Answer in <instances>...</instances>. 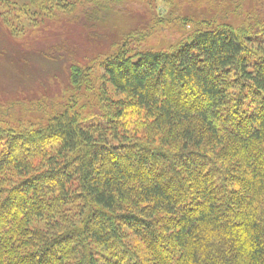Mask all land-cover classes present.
<instances>
[{
    "label": "trees",
    "instance_id": "trees-1",
    "mask_svg": "<svg viewBox=\"0 0 264 264\" xmlns=\"http://www.w3.org/2000/svg\"><path fill=\"white\" fill-rule=\"evenodd\" d=\"M131 1L75 0L47 47H0L10 114H38L0 115V264H264V10L135 24ZM160 25L190 28L146 47ZM37 62L41 90L15 85ZM129 107L157 146L128 132Z\"/></svg>",
    "mask_w": 264,
    "mask_h": 264
},
{
    "label": "rangeland",
    "instance_id": "rangeland-1",
    "mask_svg": "<svg viewBox=\"0 0 264 264\" xmlns=\"http://www.w3.org/2000/svg\"><path fill=\"white\" fill-rule=\"evenodd\" d=\"M74 1L75 0H63L62 6H59L55 0H0V47L8 45V42L12 39L21 44L26 43L27 45H31L34 51L47 47V41H54L53 39L58 36L59 30H61V28H67L66 23L71 16L68 14L70 9L63 8V6L72 4ZM216 1L217 0H174L171 5L165 0H132L129 5L134 13V18L133 20H128V22L138 23V18H143V15L140 13L146 14L144 9L158 16L161 10L164 9L167 13L172 12V10L174 11V16L172 18L178 16L194 21H201L203 19L217 18L218 16H228L232 21L231 23L236 26L241 25L242 27H247V25H251L250 20L247 19V14L250 13L251 16L259 15L260 12L262 13V9L264 10V0H242L243 9L238 8L237 10H235V5L239 4L240 6V0H235V5L231 3L217 5ZM235 11L238 12L236 13ZM235 13L238 16H236ZM115 21L117 22L118 19ZM243 21L247 23L242 25ZM189 28L182 29L172 25H160L159 30L156 31L153 36L149 37L144 45L156 49L167 48L178 41L183 33L185 34V32H188ZM37 54L39 53L33 52L30 59L35 62L37 60ZM1 56L2 55H0V57ZM40 72L45 74L50 73L48 69L42 67L41 64L37 62L32 68H26V71H23L21 74V78L15 79L18 80L15 82V85L21 87L20 82L28 78V81L30 80L29 82L33 83L34 87L40 91V85L36 83L38 80L36 76L40 74ZM7 75L8 64L4 59L0 58V77H5ZM50 76H56V81H52L53 85L51 91L53 94L55 93L54 98L57 97L58 99L62 94L61 86L67 80L64 68L59 67V69L55 71V75ZM22 87H25V85L23 84ZM47 88L49 89L50 85L47 86ZM14 90L19 91V88L17 87L16 89L9 79L4 78L3 84L0 83V115L2 119L4 120L8 115H14L13 118H15V120L23 119L27 121L29 119L27 117L38 115L29 111H24L25 108L30 110L32 105L28 104H25L23 110L20 107H14L13 113L10 114V108L8 107L11 104V100H13ZM21 90L23 91L24 89ZM115 98L120 99L121 95H115ZM125 123L128 124L127 130L131 135H136L143 143L149 142L154 144V146L158 145V137L154 134V130L149 127L148 121L145 122V119H143L142 111H138L134 107H129ZM5 149V143L0 141V156H2Z\"/></svg>",
    "mask_w": 264,
    "mask_h": 264
}]
</instances>
